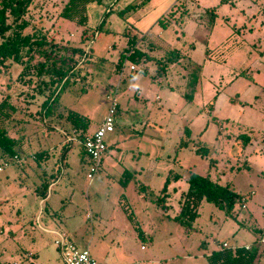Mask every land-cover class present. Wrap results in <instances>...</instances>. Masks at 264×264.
Returning <instances> with one entry per match:
<instances>
[{"label": "rangeland", "instance_id": "374dc122", "mask_svg": "<svg viewBox=\"0 0 264 264\" xmlns=\"http://www.w3.org/2000/svg\"><path fill=\"white\" fill-rule=\"evenodd\" d=\"M67 1L30 0L20 23L8 17L7 36L25 22L22 36L45 39L47 50L78 64L49 106L48 96L16 82L20 63L0 59V103L11 115L6 130L20 158L15 163L0 150V264H63L55 241L71 235L67 229L78 230L74 244L99 264L117 247L131 255L113 264H207L222 243L252 245L253 264H264L257 243L264 228V0H101L88 6L86 26L58 17ZM179 4L187 14L161 26ZM129 39L147 57L127 59L114 132L89 184L90 162L66 115L89 120L84 135L100 126ZM32 55L34 63L43 60ZM182 139L187 145L179 147ZM200 146L209 149L207 158L196 153ZM150 159L160 173L151 183L139 174ZM191 173L228 184L246 198L245 208L239 202L227 215L202 201L197 219L182 225L174 217ZM112 224L123 236L119 246L111 241Z\"/></svg>", "mask_w": 264, "mask_h": 264}, {"label": "trees", "instance_id": "16d2710c", "mask_svg": "<svg viewBox=\"0 0 264 264\" xmlns=\"http://www.w3.org/2000/svg\"><path fill=\"white\" fill-rule=\"evenodd\" d=\"M100 2L101 0H68L58 17L72 21L80 26H86L88 23V6L92 3L99 4ZM29 3L30 0H0V59H12L20 63L22 69L16 78V82L28 89L32 88L33 93L36 95L48 96L49 98L44 103L46 102L49 106H52L56 98L51 99L50 97L59 89L61 82L64 81L65 85L70 80V73H72L78 63L72 60L73 63L69 65L70 58L57 57L55 49L50 48L47 50L48 43L43 38L32 40L29 36H22L21 30L26 27L25 22H21L20 25L16 26L20 29L19 31L14 30L11 36H7V33L12 31L11 25L8 24V17H12L15 23H20L22 16L28 9ZM177 14H179V17L187 14V8L184 4L177 5L176 9L168 12L166 17L160 19L158 23L166 27L167 23L176 20ZM84 34H86V30L83 32ZM135 44V40H128L126 50L119 56L118 65L124 59H129L136 64L146 59V53L135 49ZM32 53L39 54L43 60L39 63H34L32 61ZM174 53L177 54L178 52L175 51ZM127 54L129 55L127 56ZM5 109V102L3 101L0 103V150L4 156L6 155L12 159L17 156L14 148L18 146V141L7 134L5 124L11 115ZM66 119L72 125L73 130L78 133V138L80 140L83 139L85 136L84 131L89 126V120L73 111L67 112ZM183 133L187 138L190 137L187 127H185ZM241 139L245 146L250 143L247 135H242ZM186 145L187 142H181V146ZM196 153L202 158H207L209 149L205 146H200L196 149ZM44 155V153H40L36 154L35 157L42 160ZM125 175L129 176L130 174L123 172V176ZM186 183L188 187L180 195V210L174 219L188 227L197 219L198 208L202 201L212 203L227 215H231L235 205L239 204L243 197L231 189L228 184L222 185L208 174L198 175L191 173ZM165 188L166 184L163 190ZM256 257L257 248L246 250L244 247H238L234 250H214L206 257V261L207 264H253Z\"/></svg>", "mask_w": 264, "mask_h": 264}, {"label": "built area", "instance_id": "2783aa9c", "mask_svg": "<svg viewBox=\"0 0 264 264\" xmlns=\"http://www.w3.org/2000/svg\"><path fill=\"white\" fill-rule=\"evenodd\" d=\"M182 3L187 2L188 0H180ZM129 55V54H128ZM127 55V56H128ZM127 59H124L120 64V72H119V82L114 86V91L110 95L107 96L108 107L106 110V114L102 119L100 126L91 134L85 135L83 139L79 140L78 143L82 146L84 154L88 158L90 162L89 170L87 173V179L89 180V184L92 182L94 176L98 173L102 158L107 150V146L105 143V138L108 134L114 132L115 126V117L119 109V102L117 99V92L120 87V79L123 76V70L126 65ZM129 71L131 72H143V69H139L134 65L129 66ZM73 138H68L66 140L67 143L73 142ZM12 160L15 163L20 162V158L18 156H14ZM10 164L5 162L3 164V168L9 167ZM246 198L241 199L240 202L244 203ZM88 220H91V215L87 214L86 217ZM257 243L259 245H264V228L260 237L258 238ZM55 245L57 247L58 253L63 264H97V262L92 257L88 248H79L77 247L71 239L67 235H60L59 239L55 241ZM246 250H251L252 245L244 246ZM219 250L231 249L234 250L236 247H229L226 243H222L218 246ZM19 264V263H12Z\"/></svg>", "mask_w": 264, "mask_h": 264}, {"label": "crops", "instance_id": "0c3cea01", "mask_svg": "<svg viewBox=\"0 0 264 264\" xmlns=\"http://www.w3.org/2000/svg\"><path fill=\"white\" fill-rule=\"evenodd\" d=\"M137 44H135V46H134V48L135 49H137ZM128 55V54H127ZM161 67V66H160ZM164 67H165V65H164ZM166 68V67H165ZM143 72H145V70H143ZM249 95V92H247V93H245V95L243 96V98H246V96H248ZM253 95V96H252ZM252 95H250V98H249V100H254V99H256L257 98V95H255L254 93L252 94ZM253 97V98H252ZM245 103H247V102H245ZM217 123H218V125H219V121H217ZM181 142L182 143H184L185 141H183V139L180 141V144H179V147H182L181 146ZM248 145H250V143L248 144ZM157 162L156 161H153V160H148V163H146L145 165L147 166L146 168L144 167H142V170L141 171H139L140 173V175L141 174H143V179L145 180V181H147V182H153L154 180H155V177H156V175H159L160 173H158V170H157V164H156ZM124 172H128L129 173V171L128 170H125ZM138 172V171H137ZM130 174V173H129ZM131 175V174H130ZM175 178H177V175L175 176ZM174 178V179H175ZM212 178V177H211ZM162 179V178H161ZM212 179H214V178H212ZM216 180V179H215ZM4 194L5 193H1V195L2 196H4ZM166 207V206H165ZM245 208V203H244V207H243V209ZM87 214H90V213H86V217H87ZM91 215V219H92V214H90ZM70 217L68 216V217H64V221L65 222H67L68 221V219H69ZM87 219V218H86ZM117 224H112V227H111V230L109 231V234L110 235H112V237H111V241L113 242V243H116L118 246H119V244L120 243H122L123 244V242L124 241H121L122 239H123V236H122V233H120V232H117V231H115L116 229H117ZM70 230V231H69ZM67 231L71 234V235H68V237L70 238V236H71V241L74 243L75 242V244H76V238L77 237H72V234L75 236L76 234H77V232H78V230H71V229H67ZM61 235H65V234H61ZM143 237H149V235L148 234H146L145 232L143 233ZM77 245V244H76ZM219 246V245H218ZM218 246L216 247V250H219L218 249ZM119 249H121L120 247H117L116 249H114L113 251H111V253H112V255H111V257L108 259V257H106V262H105V264H113V261H115V260H117V259H119V256L121 257V259H123V260H127V259H129L130 257L128 256V255H131V254H129V252H126V253H119L118 251H119ZM141 249H143L142 247H141ZM123 251H125V250H122V252ZM214 251V250H213ZM211 253V252H210ZM210 253L208 254V255H206V257L207 256H209L210 255ZM25 256L27 257V258H33V257H35V253H26L25 254ZM116 256V257H115ZM256 260V259H255ZM97 262V261H96ZM97 264H99V263H97Z\"/></svg>", "mask_w": 264, "mask_h": 264}]
</instances>
